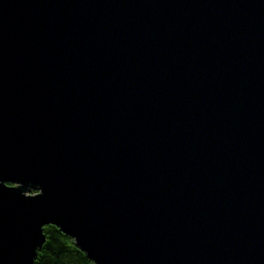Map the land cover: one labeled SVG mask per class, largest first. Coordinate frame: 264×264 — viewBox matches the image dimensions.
<instances>
[{
	"label": "water",
	"instance_id": "95a60500",
	"mask_svg": "<svg viewBox=\"0 0 264 264\" xmlns=\"http://www.w3.org/2000/svg\"><path fill=\"white\" fill-rule=\"evenodd\" d=\"M48 225L94 264H264V0H0V264Z\"/></svg>",
	"mask_w": 264,
	"mask_h": 264
},
{
	"label": "trees",
	"instance_id": "16d2710c",
	"mask_svg": "<svg viewBox=\"0 0 264 264\" xmlns=\"http://www.w3.org/2000/svg\"><path fill=\"white\" fill-rule=\"evenodd\" d=\"M42 230L45 243L37 250L34 264H94L58 227L48 225Z\"/></svg>",
	"mask_w": 264,
	"mask_h": 264
}]
</instances>
